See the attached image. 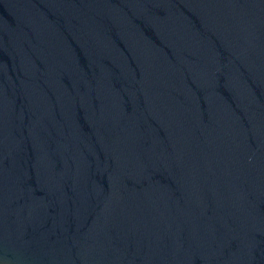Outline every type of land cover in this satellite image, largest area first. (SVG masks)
<instances>
[{"label":"water","instance_id":"obj_1","mask_svg":"<svg viewBox=\"0 0 264 264\" xmlns=\"http://www.w3.org/2000/svg\"><path fill=\"white\" fill-rule=\"evenodd\" d=\"M0 264H264V0H0Z\"/></svg>","mask_w":264,"mask_h":264}]
</instances>
